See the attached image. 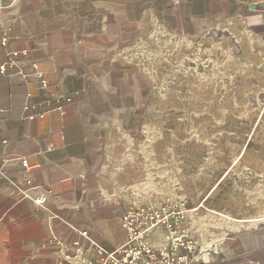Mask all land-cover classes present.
<instances>
[{
  "label": "crops",
  "instance_id": "1",
  "mask_svg": "<svg viewBox=\"0 0 264 264\" xmlns=\"http://www.w3.org/2000/svg\"><path fill=\"white\" fill-rule=\"evenodd\" d=\"M246 13L264 45V0ZM132 15L133 0H0V65L14 63L0 74V264H81L75 241L90 255L125 244L129 202L113 190L140 171L145 108ZM52 94L73 97L63 113L46 103ZM196 209L184 221L199 246L192 264H264L263 215ZM151 242L164 245L163 228Z\"/></svg>",
  "mask_w": 264,
  "mask_h": 264
},
{
  "label": "rangeland",
  "instance_id": "2",
  "mask_svg": "<svg viewBox=\"0 0 264 264\" xmlns=\"http://www.w3.org/2000/svg\"><path fill=\"white\" fill-rule=\"evenodd\" d=\"M262 1L133 0L145 108L140 171L113 190L124 206L264 216V45L245 24Z\"/></svg>",
  "mask_w": 264,
  "mask_h": 264
},
{
  "label": "built area",
  "instance_id": "3",
  "mask_svg": "<svg viewBox=\"0 0 264 264\" xmlns=\"http://www.w3.org/2000/svg\"><path fill=\"white\" fill-rule=\"evenodd\" d=\"M8 38L2 40V46H6ZM27 55V51H22ZM14 63L9 60L0 65V74L6 75L9 68H13ZM32 67L36 71L35 78L39 81L41 88L49 85V80L42 72L37 70V64ZM78 95V93H75ZM72 102V96L50 95L46 103H56L53 111L63 113L62 101ZM29 106L26 107L28 110ZM45 113L38 115L31 114L28 119L34 120L36 117L44 118ZM23 166L28 168L27 159H23ZM30 185V182H26ZM46 197H39L36 202L42 204ZM198 210V209H196ZM189 206L178 198H170L159 203L135 204L128 207L122 215L121 224L126 232L125 244L114 250H107L103 246L93 245V255L88 254L83 249L80 242L75 241L77 256L81 264H192L197 260L199 246L194 240L189 228L184 224L188 214ZM156 228L164 229V245L156 248L151 242V234ZM81 237L88 236L87 231L80 233ZM56 245H61L58 240L51 241ZM67 256L70 254L67 253Z\"/></svg>",
  "mask_w": 264,
  "mask_h": 264
}]
</instances>
